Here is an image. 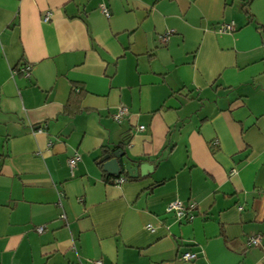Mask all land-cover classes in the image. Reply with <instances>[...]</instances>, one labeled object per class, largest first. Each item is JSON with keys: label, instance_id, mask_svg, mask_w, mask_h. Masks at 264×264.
I'll list each match as a JSON object with an SVG mask.
<instances>
[{"label": "crops", "instance_id": "obj_1", "mask_svg": "<svg viewBox=\"0 0 264 264\" xmlns=\"http://www.w3.org/2000/svg\"><path fill=\"white\" fill-rule=\"evenodd\" d=\"M242 3L0 0V264H264V0ZM117 147L152 169L109 181Z\"/></svg>", "mask_w": 264, "mask_h": 264}, {"label": "built area", "instance_id": "obj_2", "mask_svg": "<svg viewBox=\"0 0 264 264\" xmlns=\"http://www.w3.org/2000/svg\"><path fill=\"white\" fill-rule=\"evenodd\" d=\"M100 9L101 11L108 16L109 12L107 10V8L101 4L100 5ZM50 17V13L46 12L43 16V20H48ZM235 29L234 26V22L232 20L230 21H224L219 23V25L217 26V30L220 32H232ZM171 31H167L166 33H164L161 37L160 40L162 42H165V40L167 39L168 35L170 34ZM24 73L28 72V68L27 67H23L21 69ZM127 113V107L125 105H119L117 107L116 112L113 114V118L116 121H120V119ZM139 129H142L143 126H139ZM79 158L78 153H75L74 155H72L71 157H69L67 159V165L70 169V171H72L73 167L75 166V163L77 161V159ZM233 172V170L231 171ZM124 180H126V176L125 175H119L114 179V183H121ZM192 205H185L181 200L179 199H173L171 201H169L166 206H165V211L172 213L177 219H180L181 217H191V210ZM148 229H152L151 225H147ZM42 227H38L37 230L41 231ZM260 238L261 235L259 233H254V234H249L247 237V242L249 245H258L260 242ZM195 253L192 251H183L182 253H180V259L182 260H190L192 258H194ZM95 264H102L101 261L99 259H96L94 261Z\"/></svg>", "mask_w": 264, "mask_h": 264}, {"label": "water", "instance_id": "obj_3", "mask_svg": "<svg viewBox=\"0 0 264 264\" xmlns=\"http://www.w3.org/2000/svg\"><path fill=\"white\" fill-rule=\"evenodd\" d=\"M123 150L119 147L103 151L100 157L102 161L103 170L110 176H119L122 173H126L129 177H137L138 174L144 175L152 169V165L147 161H141L138 165H131L130 163H124Z\"/></svg>", "mask_w": 264, "mask_h": 264}, {"label": "trees", "instance_id": "obj_4", "mask_svg": "<svg viewBox=\"0 0 264 264\" xmlns=\"http://www.w3.org/2000/svg\"><path fill=\"white\" fill-rule=\"evenodd\" d=\"M250 1L251 0H243V3H242V5H243V8H244V11L247 13V14H249V11H248V4L250 3ZM249 15H251V14H249ZM71 91H72V93L74 94V96H79V95H81L82 94V88H80L79 86L77 87V86H72V88H71ZM78 110V108H70L69 109V112H72V113H74V112H76ZM117 176H108V175H106V178L109 180V181H114V179L116 178Z\"/></svg>", "mask_w": 264, "mask_h": 264}]
</instances>
